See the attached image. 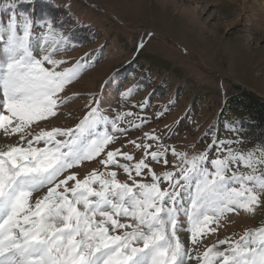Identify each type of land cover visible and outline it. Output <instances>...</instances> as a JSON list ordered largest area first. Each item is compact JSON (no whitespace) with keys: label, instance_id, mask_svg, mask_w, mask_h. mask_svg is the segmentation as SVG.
<instances>
[{"label":"snow or ice","instance_id":"6c2138e0","mask_svg":"<svg viewBox=\"0 0 264 264\" xmlns=\"http://www.w3.org/2000/svg\"><path fill=\"white\" fill-rule=\"evenodd\" d=\"M32 3L33 0H12L6 6L11 10L7 19L0 18V129L5 135L19 134L20 141L26 140L30 124L56 115L57 94L80 69L77 62L74 69L57 71L62 62L53 59L51 52L41 58L33 54L35 29L48 36L62 30V22L51 17L37 18L20 8ZM45 63L51 67H45ZM130 92L131 89L122 95ZM150 100L147 97L134 107L144 112L151 106ZM133 115H114L113 129L126 132L127 128H116V123ZM153 116L163 119L164 113ZM107 119L98 107L90 106L75 130L41 131L27 139V147L15 145L0 151V264H200L202 259L203 264H264V228L234 244L230 240L218 241L227 245L223 251L215 250L216 245L206 249L202 257L197 251L206 231L204 225L226 212L238 208L253 211L264 205V144L258 151L254 147L237 154L231 147L237 137L221 139L219 131L212 132L210 128L206 135L211 133V142L199 156L188 160L185 154L170 149V154L179 158L172 163L173 171L157 175L141 159L132 167L122 166L132 184L120 182L116 171L105 174L95 169L81 180L70 170L100 157L113 141L111 135L89 140L85 133ZM139 120L136 128L149 122V117L144 115ZM226 130L238 132L229 126ZM57 136L69 139L57 140ZM144 136L159 147L161 136L154 131ZM34 142H43L45 147H34ZM136 147L142 148L152 161L168 166V149L152 150L153 143ZM213 149L216 155L209 158L208 152ZM117 156L134 159L116 149L107 151L99 163L117 164ZM241 168L251 173L259 169L260 174H245ZM144 169L151 175L150 184L132 177L133 170L140 177ZM162 182L167 186L161 187ZM45 187L47 191L35 199L34 205L30 204L33 193ZM185 196L190 201V211L184 207ZM181 212L191 222V247H185L178 235L183 228L178 219ZM121 217L130 220L121 222ZM110 229L112 233L125 231L110 234ZM210 252L212 260L208 259Z\"/></svg>","mask_w":264,"mask_h":264},{"label":"rangeland","instance_id":"374dc122","mask_svg":"<svg viewBox=\"0 0 264 264\" xmlns=\"http://www.w3.org/2000/svg\"><path fill=\"white\" fill-rule=\"evenodd\" d=\"M11 2L0 0V18L7 19L8 10H11L6 6ZM263 3L264 0H33L26 6L31 8L30 11L34 9L35 15L40 10L45 17L62 22V30L48 36H43L39 28L35 29L33 54L41 58L51 52L53 59L62 62L56 67L57 71L74 69L77 62H80V69L57 94L56 115L30 124L25 141H20L19 134L5 135L0 129V151L15 145L27 147V139L41 131L75 130L90 111V106L98 107L108 119L96 124L85 135L89 140L111 135L113 141L100 157L83 161L70 170L81 180L95 169L105 174L116 171L120 182L132 184L122 166L132 167L141 159H145L157 175L173 171L172 163L179 158L171 155L170 149L185 154L188 160L199 156L211 142V133L206 135L210 128L212 132L218 130L221 139L237 137L236 143L231 145L237 154L254 147L258 151L238 127H233L238 132L227 131L224 118L220 119L218 115L226 99L237 91L236 87L264 98ZM70 29L92 38L86 36L81 44H71L62 37ZM44 66L51 67L47 63ZM129 89L130 93L122 95ZM147 97H151V106L144 112L134 107ZM128 112L135 115L125 116L115 126L128 130L115 131L114 115ZM156 112H163V119L154 118ZM144 115L149 117V122L136 128L139 118ZM153 131L162 137L159 147L144 136ZM169 136L171 138H164ZM56 139L69 138L57 136ZM140 143H153L152 150L168 149V166L146 157L144 150L136 147ZM33 146L43 148L45 144L34 142ZM116 149L134 159L129 161L117 156V164L105 166L99 163L101 158H106L107 151ZM208 155L214 157L215 150L209 151ZM240 171L260 174L259 169L255 173L243 168ZM132 177L152 183L148 169H144L140 177L133 170ZM92 186L99 187L98 184ZM166 186L161 183V187ZM46 191L47 187L34 192L30 204L34 205L35 199ZM184 207L191 210L187 196ZM208 214L212 215L211 211ZM120 219L121 222L130 220ZM178 219L183 225L178 235L185 247H191L188 242L191 222L183 212ZM204 228L205 234L197 246L201 257L213 245H216L215 250L223 251L227 245H220V240H230L234 244L248 233L256 234L258 229L264 228V205L253 211L238 208L235 212H226ZM123 231L112 233L110 229V234H122ZM208 259L212 260L211 252Z\"/></svg>","mask_w":264,"mask_h":264},{"label":"trees","instance_id":"16d2710c","mask_svg":"<svg viewBox=\"0 0 264 264\" xmlns=\"http://www.w3.org/2000/svg\"><path fill=\"white\" fill-rule=\"evenodd\" d=\"M20 8L29 11L31 9L26 5H21ZM33 10L31 12L34 17H45L40 10L37 11L36 15ZM8 12L10 11L8 10ZM87 35L86 33L70 29L62 37L71 44H81V41H84L87 37L92 38V36ZM236 90L234 94L226 99L218 118H224L226 126L238 127L242 131L244 138L260 149V146L264 144V98L245 88L236 87ZM233 121L235 122L234 125L230 124Z\"/></svg>","mask_w":264,"mask_h":264},{"label":"bare ground","instance_id":"6f19581e","mask_svg":"<svg viewBox=\"0 0 264 264\" xmlns=\"http://www.w3.org/2000/svg\"><path fill=\"white\" fill-rule=\"evenodd\" d=\"M263 6H264V3H263Z\"/></svg>","mask_w":264,"mask_h":264}]
</instances>
